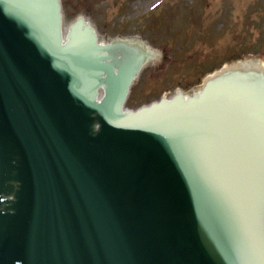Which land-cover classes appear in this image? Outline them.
<instances>
[{"label":"water","instance_id":"obj_1","mask_svg":"<svg viewBox=\"0 0 264 264\" xmlns=\"http://www.w3.org/2000/svg\"><path fill=\"white\" fill-rule=\"evenodd\" d=\"M60 24L58 0H0V264H264L246 199L264 176V75L230 74L122 130L152 54L96 46L83 18L61 44Z\"/></svg>","mask_w":264,"mask_h":264},{"label":"rangeland","instance_id":"obj_2","mask_svg":"<svg viewBox=\"0 0 264 264\" xmlns=\"http://www.w3.org/2000/svg\"><path fill=\"white\" fill-rule=\"evenodd\" d=\"M62 1L65 26L86 13L103 41L139 35L168 55L167 63L161 60L142 72L129 108L173 93L176 87L192 88L221 63L264 51V0Z\"/></svg>","mask_w":264,"mask_h":264}]
</instances>
